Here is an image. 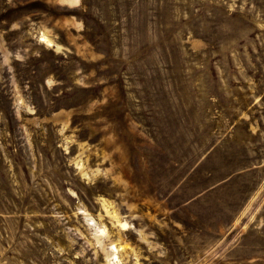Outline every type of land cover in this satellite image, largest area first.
<instances>
[{
    "label": "rangeland",
    "instance_id": "obj_1",
    "mask_svg": "<svg viewBox=\"0 0 264 264\" xmlns=\"http://www.w3.org/2000/svg\"><path fill=\"white\" fill-rule=\"evenodd\" d=\"M0 264H264V0H0Z\"/></svg>",
    "mask_w": 264,
    "mask_h": 264
},
{
    "label": "bare ground",
    "instance_id": "obj_2",
    "mask_svg": "<svg viewBox=\"0 0 264 264\" xmlns=\"http://www.w3.org/2000/svg\"><path fill=\"white\" fill-rule=\"evenodd\" d=\"M47 40V39H46ZM49 43V41H47ZM51 44V43H50ZM114 247V246H113Z\"/></svg>",
    "mask_w": 264,
    "mask_h": 264
}]
</instances>
